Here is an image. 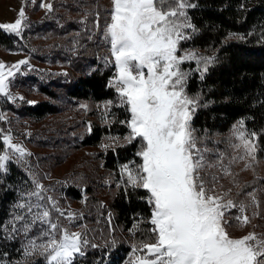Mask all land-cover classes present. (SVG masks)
I'll return each instance as SVG.
<instances>
[{
  "label": "snow or ice",
  "instance_id": "1",
  "mask_svg": "<svg viewBox=\"0 0 264 264\" xmlns=\"http://www.w3.org/2000/svg\"><path fill=\"white\" fill-rule=\"evenodd\" d=\"M111 5L110 22L103 32L111 54L107 63L115 68L108 86L117 93L116 106L128 114L126 120L120 121L128 129L124 141L139 145L135 153L139 162L122 165L121 179L126 180L123 184L126 191L143 189L148 194L146 200L151 207L148 231L154 238L153 243L141 244L139 251L143 255H135L138 249L133 248L131 264H264V236L250 232L233 238L227 231L232 227L228 213L234 208L239 212L231 217L236 226L243 229L251 223L246 214L248 206L227 198L228 193L213 194L218 178L211 177L213 187L209 188L210 181L200 174L206 167L203 153L207 149L197 146L198 137L191 121L202 105L198 94L189 96L186 92L191 71L183 70L181 65L195 61L203 80L214 58L197 57L194 52L177 54L181 41L190 38L185 30L195 31L187 14V9L195 5L188 0H111ZM40 7L52 10L51 4L42 3ZM25 20L21 7L15 22L0 24V29L20 36ZM26 64L27 60H21L7 71L0 64V95L8 96L9 77ZM233 134L240 141L234 147L244 149L240 159L248 157L254 161L257 134L244 130L243 120L234 125ZM111 139L119 141V137ZM3 145L0 172L7 171L6 162L10 159L21 162L29 155L21 145L12 143L10 135L3 137ZM222 171L223 175H230L227 168ZM33 183L35 190L23 194L26 202L14 206L26 211L13 215L9 221L11 233H23L27 239L23 245L25 257L42 256L45 264H74L77 256L85 255L89 242L82 233L70 232L53 221L51 210L42 203L46 190L35 178ZM246 195L257 208L253 215L258 216L260 205L255 192ZM47 204L60 217L74 219V213L65 215L51 197H47ZM34 227L39 229L37 235L28 238ZM10 238L14 236L10 234Z\"/></svg>",
  "mask_w": 264,
  "mask_h": 264
},
{
  "label": "rangeland",
  "instance_id": "2",
  "mask_svg": "<svg viewBox=\"0 0 264 264\" xmlns=\"http://www.w3.org/2000/svg\"><path fill=\"white\" fill-rule=\"evenodd\" d=\"M65 1L69 0H0V24L15 22L21 7H24L26 16L20 36L0 29V32L11 35L14 40L11 46L0 45V64H4L5 71H7L21 60L28 61V64L21 65L20 70L13 77H9L8 96L0 95V116L3 117L0 119V154L4 152L3 137L5 135H10L13 144L21 145L29 153L21 162H17L15 158L10 159L6 162L7 171L0 172V177H11L17 188L16 201L10 209L7 221L0 229L8 238L10 234L14 236L11 239L22 236L20 247L23 251V245L27 243V239L23 233H11L12 226L9 221L13 219L14 214H23L26 211V209H18L14 206L18 202H26L27 198L23 197V194L35 190L33 183V178H35L46 190L43 193L45 200L42 203L51 210L53 221L58 222L70 232L82 233L87 239L89 243L84 249L85 253L99 249L108 255L115 248L123 247L122 254L125 256L122 264H131L134 259L133 248L138 249L135 255H143L144 253L139 251L141 244L153 243L154 238L151 232L146 235V239L141 238L140 219H135L129 231H124L116 225L108 204L120 189H125L123 184L126 180L121 179V166L131 161L139 162V157L135 156L137 158H132L125 163L117 159L112 170L104 169L103 163L109 151L115 152L117 148L130 145L123 139L128 134V129L120 123L128 118V114L124 108L116 106L119 103L118 97L113 101L98 103L89 100L77 101L73 105L66 99L63 86L68 84V74L74 73V70L69 67L68 62L48 58L50 54L46 49L52 43L47 40L46 36H49L54 25L58 26L57 19L65 12L61 7ZM188 2L193 4L190 0ZM42 3L51 4L52 10L47 11L41 8ZM81 6L85 8L86 15L78 17L77 22L81 24L84 34H87L86 40L97 42L102 47L97 54L98 61L106 68H111L114 76V66L107 63L111 60L109 45L103 40L105 25L110 22L111 0H95L85 4L82 2ZM193 8L187 9L190 20V10ZM92 16L94 19L89 21ZM37 28L43 32L41 37L38 36L42 32L34 33ZM45 28L48 30H44ZM185 32L190 38L181 41L180 51L177 54L194 52L197 57H210L191 47V40L196 31L186 29ZM70 55L75 57L72 52ZM181 68L191 71L186 92L189 96H196L188 92L189 81L196 75L200 79L199 72L196 71V62H185ZM93 70V67H88L85 71L90 73ZM49 83L58 85L54 92L57 99L51 100L41 93V88ZM49 90L54 91L51 88ZM9 96L13 99H9ZM42 103L55 105L58 109L57 113L48 115L39 121L31 118L28 109ZM118 109L124 110L122 120L118 118ZM238 121H235L225 133L199 135L195 131L198 137L197 146L201 150L207 149L203 153L207 162L206 167L200 174L210 181L209 188L213 187L211 177L218 178V183H215L216 191L213 194L228 193L227 198L234 200L237 204L243 203L248 206L246 214L251 218V223L243 229L236 226L235 220L231 219L232 216L239 214L238 210L234 208L228 213L232 227H228L227 231L231 237L240 238L250 232L264 236V154L259 153L256 138L254 141L257 148L256 159L254 161L248 157L240 159L244 156V149L234 147L240 141L233 134V127ZM96 126L107 129L99 143L94 147L82 146V140L89 136L93 127ZM244 130L249 134L253 133L246 126L245 121ZM112 137H119L118 143L114 142ZM133 143L138 150L139 145L136 142ZM103 145H109V147L104 148ZM207 164L214 165V167H207ZM246 164L251 166L246 168ZM130 166L135 167V165ZM12 167L18 173L12 174ZM222 168H227L230 175H223ZM72 190L76 191L78 196L73 197L70 192ZM251 192H255L260 205L258 216L253 215L257 208L251 205L250 197L246 195ZM47 197H51L56 202V207L65 215L69 212L74 213V219L69 221L60 217L59 213L47 204ZM32 199L34 202L35 198ZM22 223V221L18 222L17 227H20ZM134 225L138 227L134 228ZM5 228L8 229L7 232ZM38 230V227H34L28 233V238H34ZM92 245L96 247L93 248ZM80 257L82 256H77L74 263ZM25 258L29 263L45 264L44 258L39 255Z\"/></svg>",
  "mask_w": 264,
  "mask_h": 264
},
{
  "label": "trees",
  "instance_id": "3",
  "mask_svg": "<svg viewBox=\"0 0 264 264\" xmlns=\"http://www.w3.org/2000/svg\"><path fill=\"white\" fill-rule=\"evenodd\" d=\"M95 0H69L61 6L65 11L58 17L47 37L52 41L47 46L48 58L68 62L74 73L68 74V84L63 86L68 103L77 101H113L117 95L109 87L112 69L98 61L97 54L102 48L97 42L88 41L77 18L85 14L81 6ZM195 7L190 10L195 34L191 47L214 58L203 80L194 76L188 83V92L200 96L192 126L196 133H225L232 124L244 120L246 126L257 134L259 153L264 154V0H190ZM89 20V17H87ZM94 16L90 17L92 21ZM87 21V23L89 22ZM86 25V24H85ZM48 30V29H44ZM42 32L39 28L34 33ZM47 32V31H46ZM43 32L38 37H41ZM48 35V34H46ZM11 35L0 32V45L11 46ZM71 52L75 55L72 57ZM77 53V54H75ZM77 55V56H76ZM93 67L92 72H86ZM84 72V74H83ZM199 80V81H198ZM56 83L41 88V93L55 99ZM53 89L50 92L49 89ZM58 94V93H57ZM57 99V98H56ZM206 105V107L204 106ZM57 108L51 103H42L28 109L35 120L55 115ZM122 120L124 110H117ZM127 118V116L124 114ZM106 128L93 127L92 133L82 140V146L94 147L99 143ZM1 135V134H0ZM134 143L109 151L104 160V169L112 170L115 161L121 163L135 157ZM12 174L18 173L14 167ZM73 197L76 191H70ZM17 188L11 177H0V228L7 221L10 209L16 201ZM147 193L143 189H120L108 204L116 225L129 231L135 219H140L142 239L151 226L148 220L151 207L147 203ZM22 236L8 238L0 229V264H39L29 263L21 251ZM124 248L118 247L101 252L99 249L87 251L74 264H122Z\"/></svg>",
  "mask_w": 264,
  "mask_h": 264
}]
</instances>
